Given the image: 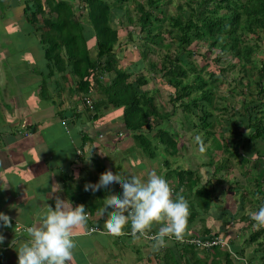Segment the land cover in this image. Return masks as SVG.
<instances>
[{
    "label": "trees",
    "instance_id": "obj_1",
    "mask_svg": "<svg viewBox=\"0 0 264 264\" xmlns=\"http://www.w3.org/2000/svg\"><path fill=\"white\" fill-rule=\"evenodd\" d=\"M129 1L84 0L86 13L82 15L67 3L46 0L42 4L41 0H33L24 12L26 17L43 19L44 26L37 28L35 33H40L45 61L55 70L62 71L65 66L70 69L77 78V93L83 96L82 102L90 113L101 107L121 110L119 117L125 132H120L118 137L131 135L138 149H149L147 154L150 158L156 157L154 151L158 149V143L179 149L180 142L174 129L176 123L170 121V116L177 114L181 108L182 118L188 117L185 123L191 130L198 127L205 131L207 137H214L211 146L222 153L220 159L211 158L209 163H202L200 170L175 168L165 174L168 182L174 181L173 197L184 196L190 212L182 235L179 238L168 237L174 245L163 255L155 253L158 264H207V258H198L199 249L180 240L222 238V231L212 233L204 229L202 234H197L191 230L196 217L205 224L211 206L215 202L219 204L222 195L228 199L217 220L222 221L225 227L231 226V232L237 239L244 238L248 230L249 237L244 244L259 243L257 250H261L256 259L255 255L247 258L248 264H264V244L260 242L261 239L264 241V225L254 229L255 221L250 216L251 211L264 205V0H183L175 17L162 16L164 0L135 1V19L130 15ZM165 20L169 21V29L165 31L168 38L163 35ZM134 24L144 47L139 52L141 58L130 67H124L122 63V67H119L115 49L119 44V30L126 31L127 26ZM128 34L131 36L132 32L128 31ZM248 36L252 39L248 40ZM93 38L97 54L91 60L86 44ZM194 42L205 45L214 55L213 69L208 63L199 67L191 61L195 52L190 47ZM149 44L166 50L157 71L155 65L150 64L152 70L162 75L165 86L174 91L169 97L172 113L166 118L162 117L154 97L143 91L148 79L141 70L146 53L150 50ZM257 55L260 56L259 63L254 61ZM234 70H237V78L235 73L234 76L226 75ZM203 73L207 78L203 77ZM230 78L234 82V89L228 97L230 100L241 97V106L237 109L230 103L217 107L220 113H224L217 124L210 109L213 97L217 96L215 90ZM244 88L248 91L245 92ZM92 92L102 96L88 106L86 101L90 100ZM103 97L106 101H101ZM218 98L227 100L223 96ZM93 117L98 118L99 115L94 114ZM162 123L170 127L159 128ZM214 128L217 131L214 132ZM151 130L156 131L155 135H150ZM165 137L167 139L163 141ZM116 142L120 143L119 140ZM213 149H208L209 155ZM177 153L178 150L172 151L171 156ZM168 163L165 161L166 166L171 168V163ZM219 188L226 191L219 194ZM236 197L237 206L244 203L250 206L249 214L235 207ZM243 222L246 224L240 225ZM230 243L234 244L235 240ZM172 248H179L178 258ZM240 252L234 249L231 253L238 257ZM211 253V264H235L232 254L222 253L219 247L208 252L209 258Z\"/></svg>",
    "mask_w": 264,
    "mask_h": 264
},
{
    "label": "crops",
    "instance_id": "obj_2",
    "mask_svg": "<svg viewBox=\"0 0 264 264\" xmlns=\"http://www.w3.org/2000/svg\"><path fill=\"white\" fill-rule=\"evenodd\" d=\"M53 1L67 3L82 15L86 13L84 0ZM45 2L41 0L42 4ZM32 3L33 0H0V74L3 75L0 78V212L11 218L10 227H0V235L4 236L0 243V264H18L14 248H18L28 234L17 227L27 228L36 223L47 205L55 206L57 196L72 201L73 206L83 204L88 212L87 227L73 231L76 247L69 264H143L144 260L150 261L151 254H165L169 244L166 248H154L153 240L131 235L130 223L124 227V234H102L108 219L104 199L110 190L101 188L92 192L86 190L85 185L96 184L106 171L114 173L111 156L115 152H134L131 159L136 163H130L141 167V159L153 162L161 156L165 164L168 160L164 154L171 155L172 150L179 149H155V158L147 154L149 149H119L124 144H118L116 139L119 132L125 130L117 110L108 107L110 110L105 111L110 115L105 117L100 113L91 114L82 102L83 96L77 93V78L70 69L65 66L62 71L55 70L45 61L40 33H35L44 26L43 19L26 17L24 12ZM86 45L90 57V49L95 50L94 38ZM94 93L97 92L89 97L91 102L95 101ZM94 114L99 117L94 118ZM159 128L166 129L167 125L162 123ZM111 145L118 147L104 148H112ZM115 170L116 174L120 173L121 166ZM165 174L161 175L165 178ZM172 181L168 182L171 188ZM111 191L117 196L122 193L118 186ZM221 197L219 214L209 213L204 225L201 218L196 217L191 224L193 233L202 234L204 229L212 233L222 231V221L217 219L228 197ZM159 227L154 224L146 236L152 237ZM220 236L226 237V245L229 238L239 242L234 233L223 232ZM166 242L170 240L166 238ZM229 245L233 249L240 246ZM208 252L206 257L200 255V259L207 258L205 262L211 264L213 254L209 258ZM176 253L178 258L179 252ZM236 258L242 259V253Z\"/></svg>",
    "mask_w": 264,
    "mask_h": 264
},
{
    "label": "clouds",
    "instance_id": "obj_3",
    "mask_svg": "<svg viewBox=\"0 0 264 264\" xmlns=\"http://www.w3.org/2000/svg\"><path fill=\"white\" fill-rule=\"evenodd\" d=\"M115 186L122 189L119 196L111 191ZM101 188L110 190L104 199L108 219L102 234H124V227L130 223L132 234L146 235L154 224H159L158 232L149 239L155 242L153 247L158 248L166 243V238H179L184 232L189 203L182 195L174 198L168 181L156 171L149 172L146 179L106 171L96 184L85 185V189L92 192ZM250 216L256 227L264 225V205L251 211ZM87 221L88 212L83 204L73 206L72 201L57 196L55 206L47 205L39 220L27 226L28 238L14 248L18 264H69L76 247L73 231L85 229ZM10 226L11 218L0 212V227ZM3 241L4 236L0 235V243Z\"/></svg>",
    "mask_w": 264,
    "mask_h": 264
},
{
    "label": "rangeland",
    "instance_id": "obj_4",
    "mask_svg": "<svg viewBox=\"0 0 264 264\" xmlns=\"http://www.w3.org/2000/svg\"><path fill=\"white\" fill-rule=\"evenodd\" d=\"M135 1H141L142 2V0H130L128 2V8L130 9V12H131L130 15L134 19H135V15H134L135 14V10H134V2ZM182 3H183V0H164L163 5L161 6V10H163L162 16L175 17L178 13V10H177L178 6ZM168 23H169L168 20L164 21V25H163L164 38H168V34L165 32L166 30L169 29ZM128 31L132 32L131 36L128 34ZM137 31H138V29L136 28L135 24L131 25V26H127L126 31L125 30H123V31L119 30V32H120L119 44H118V47L115 48L116 49V56L118 57V61H119V63H118L119 67H122V66L127 67V65L130 67L132 63H135V62L140 60L141 57H140L139 52L144 47L141 46L142 40H141V37L137 35ZM250 39H252V37L248 36V40H250ZM165 40L169 41V39H165ZM252 43H250V44H252ZM200 44L201 43H199V42H194L192 44V46L190 47V49L195 52L194 56L191 57V61L195 65H198L199 67L203 66L205 63H208L210 68L213 69L214 64H215V63H213L214 62V60H213L214 55L210 54L211 52L208 51L206 46L203 44H201L202 47L199 48ZM149 47H150V50L146 53V59L144 62L145 67L143 64V68L141 70L142 75L146 76L148 79V84H146V86L143 87V91L149 92V96L154 97L156 106L160 107L159 109H160V112L162 114V117L166 118L169 114L172 113L171 105L169 102V97L174 93V91L171 90V88H169L168 86H165L163 79L161 78L162 75L160 73L156 72L160 67L159 65L162 61L163 55L166 53V50L163 47L157 46L156 44H149ZM196 52H199V54ZM201 53H204L205 55H203ZM95 55H96L95 50H93V48L90 49L91 60L95 59ZM205 58L207 60H205ZM223 59H224V57H223ZM254 61L256 63H259L260 62V56L259 55L255 56ZM121 63H122V66H121ZM150 64L155 65L156 71H154L150 68ZM0 66H2V65L0 64ZM206 69H208V68L206 67ZM236 71L237 70H234V72L229 73V74L227 72L226 75L234 76L237 73ZM206 72L207 71H205V73ZM205 73H203V77L207 78V75ZM2 76L3 75L0 74V78ZM237 76L238 75H236L235 78H237ZM223 77H224V74H223ZM233 89H234V82L230 78V79L226 80V83L223 86H221L219 89L215 90V94L217 96L213 97V104H212V107L210 109L216 117L217 124L220 123V120H222L223 115H224V113H220V111L216 109L217 107L228 106V105H231L230 103H233L232 105L235 106L237 109H239V107L241 106V102H240V100H242L241 97H236L234 100H230V98L228 97L231 95V92L233 91ZM244 89H245V92L248 91L246 88H244ZM101 96L102 95L100 93H98V94L94 93L93 94V97L95 100L98 99L99 97L101 98ZM220 96L226 97L227 100L224 101L221 98H218ZM101 101H106V100L103 97ZM106 109L110 110V108L101 107L98 111H95L94 113H97V114L100 113L101 116L105 117L107 115H110V113H107L108 111H105ZM181 110H182V108L178 110L177 114L174 113L170 116V121L173 122L174 124L176 123V125L174 126V129H176V131H177L176 132L177 136H178L177 141L180 142L179 143L180 148H179V151L176 155L171 156L170 154L169 155L164 154L166 159L168 161H170L171 166H169V167H171V168H168L164 164V161L162 160L163 156H161L162 158L159 157V159L157 161H153V162H149V160H147V158L144 160L141 159L140 165H142V166L141 167H137V166L133 167V165L131 163H133V162L136 163V161H133L131 159V158H134V154H135L134 152H131V151L115 152V155H112V156L109 155L113 158L112 159L113 162H111V165L114 168L113 174H116L115 169L117 167L121 166L120 172L122 174L129 175V176H136V177L141 178V179H146L148 173L151 171H156L158 174L161 175V174L168 172V171L171 172V170L172 169L174 170L175 168H177V170H182V169L184 170V169H190V168L193 170H200V166L202 165V163H205V162L209 163L211 158L216 159V160L220 159V157L223 156L222 153L220 151L213 149L211 146L212 140L214 141V137L213 136L207 137L205 131L201 130L198 127H197L198 130L197 129L193 130V128L191 130V127L188 125V123H185V120L188 117L182 118ZM215 110H217V111H215ZM119 111H121V110L118 109L116 111L117 115H119V113H120ZM230 113H232V112H230ZM194 121H196V119H194ZM163 125H165V124L163 123ZM167 126L170 127V125H167ZM187 127L190 129H188ZM215 128H216V126H215ZM215 128H214V132L217 131L216 130L217 128L216 129ZM151 131H152L151 135H155L156 131L155 130H151ZM218 131H219V129H218ZM225 137L228 138L227 135H225ZM151 139H152V137H151ZM166 139L167 138L165 137V139L163 141H166ZM116 140L117 141L119 140L120 142H122L124 144L123 146H119V149H138L136 146V142H135L134 138L131 137V135H127V134H124L123 136L119 135V137ZM128 140H130V141H128ZM152 142H153V139H152ZM157 146H158V149H161V150L167 149L168 151H170V149H172L171 147H167L165 144H161V143H158ZM111 147L112 148H107V147H104V148L105 149H116L118 146L111 145ZM208 149H210V150L213 149V151L210 152V155L213 153L212 157H210V155L208 153ZM172 151H175V150H172ZM101 153H102V151H101ZM186 157L187 158L191 157L192 159L187 160ZM181 159H182V161H180ZM190 160H192V162H190ZM118 161H119V163H118ZM106 164L109 168L107 161H106ZM113 168H112V170H113ZM109 170H110V168H109ZM202 171H204V170H202ZM117 174H119V173H117ZM234 174L236 176H239L237 171H234ZM225 187H227V185ZM224 190L226 191L225 188H223V190L221 188H219L217 190V192L219 194H222V192ZM235 201H236L235 207L236 208L238 207V210L244 209L247 214L250 213V211H249L250 206L248 204L244 203L242 205L237 206L238 205L237 204L238 203L237 197H236ZM231 206H233V205H231ZM211 207L212 208L208 213L219 214L217 212V209L219 208V204H217L215 202L214 205H212ZM200 210L202 211L203 209L200 208ZM205 218L207 219V217H205ZM242 224L244 225L246 223L243 222L240 225H242ZM224 227H225L224 225H221L220 229H222V232H226L227 234L232 233L231 232V229H232L231 226L228 225L227 227H225V228ZM235 227H237V226H235ZM255 227L256 226H254V229H255ZM238 228H239V226L236 229H238ZM195 229H196V227H195ZM248 237H249V232L247 230L246 233L244 234V238L242 237L239 239V242L237 240V241H235L236 244L234 243L236 245V247H237V245L238 246L240 245L238 247L239 250H241V252H242V259H239L240 261L237 260L234 253H231V252H234V249L232 248V246L229 245L231 238H229V240H228V244H227L228 246L226 245L224 248H221L220 251L222 253H225V252L231 253L232 254L231 257L234 259L235 264H248L247 258H249L250 255H258V253L261 252L260 249L257 250L259 243L249 244L250 246L249 245L244 246V240H246ZM223 239L225 241L226 237H224ZM260 242L262 244H264L263 239H261ZM151 243H153V242H151ZM165 244L161 247L166 248L168 244L170 245V247H172L174 245V244H172V241H171V243L166 242ZM243 246H244V249H242ZM172 249L175 252H179V248H172ZM197 251H198L197 252L198 258H200V255L202 257H206L204 252H201V250H197ZM151 252H152V250H151ZM147 258H145V259H147ZM255 258L256 257H254V259ZM148 259H150V261L144 260L143 264H157L158 263L156 256L153 254H151V256ZM255 262H256V260H254V263ZM182 263H184V262L182 261ZM222 264H224V262H222Z\"/></svg>",
    "mask_w": 264,
    "mask_h": 264
},
{
    "label": "built area",
    "instance_id": "obj_5",
    "mask_svg": "<svg viewBox=\"0 0 264 264\" xmlns=\"http://www.w3.org/2000/svg\"><path fill=\"white\" fill-rule=\"evenodd\" d=\"M86 104L88 106H91V101L87 100ZM25 135H27V134L25 133ZM79 154L80 153L78 152V155ZM17 230L26 231V228H22V227L18 226ZM131 235H134V234H132V232H131ZM134 236H141V237H144L147 239H151L150 236H146V235H134ZM180 241H181V243L193 245L196 249H199L202 251H210L214 247L224 248L226 246V242L222 238H218V237L211 239V240H203L200 238H194L193 240H180Z\"/></svg>",
    "mask_w": 264,
    "mask_h": 264
}]
</instances>
